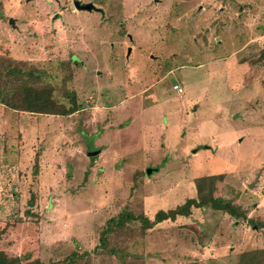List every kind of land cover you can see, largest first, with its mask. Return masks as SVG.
Segmentation results:
<instances>
[{"label": "rangeland", "instance_id": "374dc122", "mask_svg": "<svg viewBox=\"0 0 264 264\" xmlns=\"http://www.w3.org/2000/svg\"><path fill=\"white\" fill-rule=\"evenodd\" d=\"M263 54L264 0H0V90L21 80L9 70L31 71L80 106L61 117L0 104V251L44 264H237L263 249L247 222L264 223ZM214 175L215 195L246 219L192 208L144 234L133 221L99 247L111 217L152 219ZM73 252L87 255L65 261Z\"/></svg>", "mask_w": 264, "mask_h": 264}, {"label": "trees", "instance_id": "16d2710c", "mask_svg": "<svg viewBox=\"0 0 264 264\" xmlns=\"http://www.w3.org/2000/svg\"><path fill=\"white\" fill-rule=\"evenodd\" d=\"M264 57V54L262 55ZM17 75L21 77L15 88L1 91L0 104L13 112L29 113V114H45L66 117L80 110L79 104L76 103L74 92L66 94L68 99L67 104H61L53 96L54 89L51 86L37 85L36 81H40L39 75L33 74L31 71H21L11 69L8 71V76ZM221 175L204 176L195 179V198L187 199L182 205L174 209L157 211L152 219H149L143 214L134 215L131 212H120L116 216L111 217L106 221L105 228L102 229L99 241V247L105 248L107 245V237L115 233L117 230L125 228L126 224L133 221L140 223V231L142 234L154 228L157 224L163 221H175L177 217H189L191 209L211 208L213 211L222 212L232 217L235 220L246 219L238 206L231 202L225 201L215 195L217 190V182ZM251 223L255 229L262 230L264 237V223ZM113 251V250H111ZM87 253L78 255L73 252L65 261L73 263L77 258H83ZM0 264H44L37 258L28 259L19 256H9L3 251H0ZM237 264H264V248L243 252L240 254Z\"/></svg>", "mask_w": 264, "mask_h": 264}, {"label": "water", "instance_id": "95a60500", "mask_svg": "<svg viewBox=\"0 0 264 264\" xmlns=\"http://www.w3.org/2000/svg\"><path fill=\"white\" fill-rule=\"evenodd\" d=\"M73 5H74V8L77 10V11H87V12H91V11H100L98 9H96L92 4L88 3V4H82L81 2L79 1H74L73 2ZM101 12V11H100ZM9 24L13 25L14 22L13 20H9ZM202 148V147H201ZM198 149V148H197ZM195 151V150H194ZM159 170V167L158 168H150L146 171V176H150V174L153 172V171H158Z\"/></svg>", "mask_w": 264, "mask_h": 264}, {"label": "built area", "instance_id": "2783aa9c", "mask_svg": "<svg viewBox=\"0 0 264 264\" xmlns=\"http://www.w3.org/2000/svg\"><path fill=\"white\" fill-rule=\"evenodd\" d=\"M173 91H175L177 94H181L182 93V88L179 85H174L172 87Z\"/></svg>", "mask_w": 264, "mask_h": 264}]
</instances>
